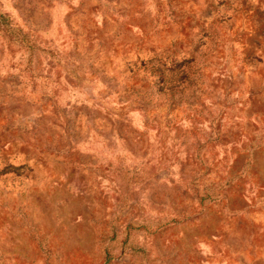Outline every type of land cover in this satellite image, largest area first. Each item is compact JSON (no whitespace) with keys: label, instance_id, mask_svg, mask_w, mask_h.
<instances>
[{"label":"rangeland","instance_id":"374dc122","mask_svg":"<svg viewBox=\"0 0 264 264\" xmlns=\"http://www.w3.org/2000/svg\"><path fill=\"white\" fill-rule=\"evenodd\" d=\"M0 264H264V0H0Z\"/></svg>","mask_w":264,"mask_h":264}]
</instances>
